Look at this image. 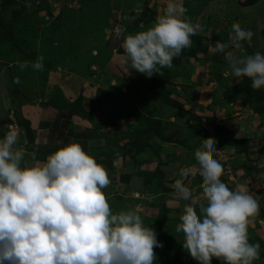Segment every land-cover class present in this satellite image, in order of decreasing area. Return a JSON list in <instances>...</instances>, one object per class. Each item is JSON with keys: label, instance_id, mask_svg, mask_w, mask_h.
I'll use <instances>...</instances> for the list:
<instances>
[{"label": "clouds", "instance_id": "obj_1", "mask_svg": "<svg viewBox=\"0 0 264 264\" xmlns=\"http://www.w3.org/2000/svg\"><path fill=\"white\" fill-rule=\"evenodd\" d=\"M165 4L150 26L127 33L121 45L124 62L147 77L171 68L200 29L186 18L184 0ZM124 31L116 29L118 35ZM253 35L234 26L229 44L217 42L215 51L224 55L233 78L247 77L259 90L264 87V53H232L242 42L251 43ZM28 66L27 61L19 64L21 70ZM31 66L43 70V57ZM14 83H20L19 77ZM20 135L9 125L0 137V264H154V248L162 246L156 233L144 224L139 206L112 210L104 192L111 181L103 165L78 142L26 163ZM215 151L216 144L203 139L194 151L196 167L180 169L171 185L177 205L184 202L175 231L186 255L199 264H211L213 258L254 264L260 244L249 241L248 228L260 206L245 188L230 190L220 179L224 170ZM194 172L202 181L199 195L189 186Z\"/></svg>", "mask_w": 264, "mask_h": 264}, {"label": "crops", "instance_id": "obj_2", "mask_svg": "<svg viewBox=\"0 0 264 264\" xmlns=\"http://www.w3.org/2000/svg\"><path fill=\"white\" fill-rule=\"evenodd\" d=\"M0 1L3 2V0ZM56 1L26 0L25 6L21 9V13L25 9L27 11L25 14H19L22 17H20L21 22L19 23L22 28L19 42L25 45L13 47L4 55V60H0V132H2L0 137H3L7 132L9 125L16 127L21 134L19 146L24 148L26 157L28 149L35 150L37 153L30 163L43 161L46 158L39 154L51 153L69 142H78L90 155L100 158L103 155L105 159L113 161L119 159L118 162H121L125 157L127 160L129 156L134 161L133 157H136L137 149L142 148L140 152L142 154L154 149L155 153L160 155L158 165L165 164L164 156L170 155L172 152L174 154V149L169 152L168 144L171 147L177 145L176 140L183 144V141L177 137L179 136L177 121L181 116L183 117L180 114V109L174 108L170 111V108L166 106L161 109L163 105L160 98L145 85L144 80H141V73L130 69V63H125L123 66L122 62H119L120 59H123L121 57L117 60L114 57H110L109 60L108 57H104L109 52H115V48L107 46V28L103 29V26L97 23L93 25L94 17L87 18L91 20V23L84 26L86 28L84 35H79L81 31L77 34L73 30L75 28L64 30L67 33V43L65 55L62 58L66 60L63 64L62 59L53 55L59 44L58 41L61 40V34H57V37L55 32L47 33V26L50 23V27H53V21H48L53 20L54 8L58 9V5L61 4V7L65 5L64 9L69 11L70 4L75 5L79 0L70 2V4L64 2L57 4ZM47 4L49 7L45 10L44 6ZM81 4L83 9H88H77L76 12L78 17L85 21L82 16L87 12L89 14L92 8L97 9L99 5L103 4V0L95 2L83 0ZM88 5L90 7H86ZM12 7L13 2L9 8ZM184 7L187 9L185 16L192 23L200 24L198 31L212 30L215 35L226 33L231 37L233 27L239 26L253 32L251 43H248L252 47L253 53L263 47V41L255 40L264 34V0H184ZM69 13L66 12L62 18L60 17L59 25L61 23L68 25ZM15 18L17 19L15 22L18 23V16ZM44 21L46 24H42ZM82 24L84 25V23ZM11 26L14 27V31L15 26L12 23ZM64 31L59 29L60 33ZM211 39L213 42L215 41L214 36H211ZM219 40L217 39L216 42ZM70 51L73 55H66V52ZM81 55H83V61L78 60L77 62V58ZM102 55L103 57H101ZM39 57H43V70L38 71L33 69L31 64L36 62ZM25 61L29 62V66L21 70L19 64ZM115 72L122 74L121 77L126 80L118 88L115 87L117 82L115 77L110 75ZM16 77H19V84L14 83ZM123 93L124 95L132 94L134 100L123 98L121 96ZM43 102L47 104L45 103L46 105L43 106ZM141 104V108L137 107ZM184 113L186 112L184 111ZM143 115L151 120L152 131L145 132L143 129L145 125H139V118L145 124ZM22 120L29 124L28 128L22 126ZM155 128L160 129L156 130ZM29 134H31V139ZM166 138H170L172 141L163 140ZM191 140L192 138L185 137L186 145L194 141V139ZM250 145V150L248 148L247 152H243L242 155L235 152L233 156L236 145V147L233 146L234 149L230 148L227 153H232L233 163L245 164V169L246 166H249V170L258 171L256 177H259V180L251 181L250 191L252 192L250 194L256 200L259 198L257 201L262 203H258L261 206L258 213L250 218L248 236L251 243L252 239H258L261 243L259 252L264 253V210H261L264 206V158L257 154L255 142ZM160 146L164 148V154H159L158 149L156 150ZM181 154H183L181 150H176L174 158L170 162L171 172L174 169L180 171L182 165L185 164L186 161L183 157L180 162H175L177 158L181 157ZM162 155L164 158H161ZM243 157H246L247 161ZM251 163L253 165L250 167ZM190 164V167L194 168L195 158L191 159ZM187 166L189 167L188 164ZM187 166L186 168H188ZM259 166L263 168L262 171L258 169ZM245 169L242 171L244 181L247 179ZM195 173H193V177H190L191 184L189 186L194 195H199L202 192V184H196ZM169 175L171 177L170 172ZM247 175L251 176L250 173ZM185 184H189V181L185 180ZM168 188L171 189V187ZM167 240H162L165 242L162 243L155 256H159L161 259L164 257L163 259L168 263L173 264H199L198 261L186 255L182 250V243L172 242L170 238ZM172 243L175 247H170ZM164 253L167 255L164 256ZM214 259L217 258H213L212 261ZM262 259L264 256L257 261L260 262ZM218 262L223 264L219 259Z\"/></svg>", "mask_w": 264, "mask_h": 264}, {"label": "rangeland", "instance_id": "obj_3", "mask_svg": "<svg viewBox=\"0 0 264 264\" xmlns=\"http://www.w3.org/2000/svg\"><path fill=\"white\" fill-rule=\"evenodd\" d=\"M95 1L98 0H93V2ZM12 2L13 7L9 8ZM61 2L70 4V2H76V0L56 1L57 4ZM81 2H83V0L77 1L75 5L71 3L69 11L64 9L65 5L61 7V4L58 5V9L54 8L53 20L50 19V21H48H53V27H50V23V25L47 26V33L51 32L53 34V32H55V36L61 34V40L58 41L59 44L56 46L53 55L60 59L64 58L63 55H65L64 52L67 43V33L64 31L65 29L71 30L75 28L73 30L77 34L81 31L79 35H84L86 33V28L84 26L91 23V20L87 18L94 17L92 20L93 25L97 23L103 26V29L107 28V46L112 49L115 48V52H109L108 55H104V57H108V60L110 57L116 58L115 60L121 57L123 59H120L119 62H122L123 66H125V62L121 45L124 35L144 30L150 26L155 20L156 13L158 15L166 6L165 0H103V4L99 5L97 9L92 8L89 14L87 12V15H84L85 17L82 16L85 20L83 21L78 17L76 10H86L88 8L83 9ZM2 3L4 6H1ZM6 3H9V6L5 5L4 0L3 2L0 1V8L4 9V11H0V60H4V55L9 52V50H12L13 47L25 45L19 42L22 29L21 26H19L21 22V15L19 14L27 13L26 9L21 13V9L25 6L26 0H9ZM48 7V4L44 6L45 10ZM86 7L90 6L88 5ZM66 12H70V17H68L67 20L68 25L65 23L59 25L61 18ZM15 16H18V23L15 22V20H17ZM11 23L15 26L14 31V27L11 26ZM82 23H84V25ZM42 24H46V22L44 21ZM80 24H82V26H80ZM118 27L123 28L125 31L118 35L116 32ZM59 29H62L64 32L60 33ZM207 32H210V34L206 35ZM211 36H214V42ZM217 39H220V43L228 45L230 36L226 33H222L218 36L215 35L212 30L197 31V33L191 37V46L183 49L181 54L173 59L171 68L162 69V75L157 73L151 77H147L141 73L142 75L140 78L144 80L147 87L150 89L156 87V89H158L157 96L160 98V102L163 105L161 109H163L164 106L169 107L170 111L174 108L180 109V114L183 115V117L181 116V118L178 119L179 121H177L179 123V136L177 137L183 141V144H180L177 140V145L171 147L170 144H168V148H170L169 152H172L174 149V154L172 152V154H166L164 156L165 164L158 165L160 155H157L158 153H155L154 149L149 150L145 154L140 153L142 148L137 149L135 151L136 157H133L134 161H132L131 156H127V160L125 157L121 162H118L119 159L118 161L107 160L103 155L102 158L93 156L99 164L104 166L109 175L111 182L110 185L104 189V192L107 195L112 210L117 212L122 209H132L139 206L144 224L150 226L154 230L156 238L161 245L165 242L162 240L166 239V241H168L167 238H170L172 242L182 243L178 238L180 234L176 233L175 229L179 223V216L182 213L184 202L181 201L179 205H177L174 190L171 187L173 182L179 178V171L177 169H174L172 172L170 171V162L171 159L174 158L176 150H181L183 152V154L180 155L181 157L177 158L175 161L180 162L183 157L186 161L185 164L182 165L183 169L186 168L187 164L190 167L191 159L195 158L194 151L202 145L203 139L212 140L213 143L216 144V151L213 156L222 164L224 170L220 179L230 190L243 187L251 193V181L256 182L259 180V177H256L258 176L257 170H249V166H246L245 169V164L239 165L238 163H233L234 161L231 159L232 153L227 152L230 151V148L234 149L233 146L236 145L237 147L235 146L236 148L233 150V156L235 152L242 155L243 152H247L249 146L251 148L250 144L255 142L257 154L264 158V87L259 90L252 89L251 80L249 78L244 77L237 81L236 78L231 76L224 55L215 51ZM255 41H263V47L256 52L264 53V34L261 37L258 36ZM232 53L236 56H244L253 54V49L248 42H242V47L240 49L233 48ZM66 55H73V53L72 51L66 52ZM101 57H103V55ZM62 60L61 62L65 64L66 59ZM78 60L80 62L83 61V55L77 58V62ZM110 75L111 77L114 76L117 81L116 88H118L120 84L126 82V80L121 77L122 74L118 72H115V74L110 73ZM163 95L166 96L162 97ZM121 96L127 100L129 98H131L129 100H134L132 94L124 95L123 93ZM119 98L121 99V97ZM45 103L46 102H43L42 105L44 106L47 104ZM137 107L141 108L142 104L137 105ZM185 108H187V110H185ZM184 111L186 113H184ZM199 113L202 115L197 116ZM139 115L141 116V113H139ZM143 118L145 124L143 120L139 118V125H145V127H143L145 132L152 131L149 117L143 115ZM22 126L28 128L29 124L22 120ZM155 129L159 130L160 128ZM223 129L228 130L230 134L223 131ZM222 132L224 134H222ZM30 135L31 134H29V136ZM185 137L192 138L194 141L186 145ZM163 140L172 141L170 138ZM161 146L156 148V150L158 149L157 151L159 154H164V148ZM182 146L183 148H181ZM48 154L49 152H45L39 155L47 157ZM36 155L37 153L35 150L28 149V154L25 158L26 162L30 163ZM226 156L228 157L227 159ZM162 157L163 155L161 158ZM243 158L247 161L246 157ZM156 159L157 161H155ZM248 162L250 163V160ZM258 162H260V160H258ZM252 165L251 163L250 167ZM193 167L195 168L196 165ZM244 169L247 177L245 181L242 174ZM258 169L260 171L263 170L261 166H259ZM248 173H250L251 176L247 175ZM195 174L197 176L196 184H202L198 172ZM137 178H139V180H136ZM168 187H171V189ZM134 194L139 195L135 197ZM257 200H259V198H257ZM262 209L264 210V206L261 210ZM252 243L261 244L258 239H252ZM173 245L172 243L170 247H175ZM160 248L161 246L154 248L155 255ZM182 250H184L183 244ZM165 255L167 254L164 253V256ZM263 256L264 253L260 252V258ZM163 258L164 257L161 259L159 256H156L154 264H173L168 263ZM167 259L169 258L167 257ZM254 262L255 264H264V259L260 262L257 260ZM218 263L220 264L218 259H214L211 262V264Z\"/></svg>", "mask_w": 264, "mask_h": 264}, {"label": "trees", "instance_id": "obj_4", "mask_svg": "<svg viewBox=\"0 0 264 264\" xmlns=\"http://www.w3.org/2000/svg\"><path fill=\"white\" fill-rule=\"evenodd\" d=\"M7 1H9V0H4V2H7ZM5 5H8L9 6V3H5ZM1 6H4V4L2 3V5ZM0 11L2 12V11H4V9H1L0 8ZM150 89V88H149ZM153 93H156V95H157V93H158V89H156V87H154L153 89H150ZM166 95H163L162 97H165ZM223 131H226L228 134H230L229 133V131L228 130H225V129H223ZM222 134H224L223 132H222Z\"/></svg>", "mask_w": 264, "mask_h": 264}]
</instances>
